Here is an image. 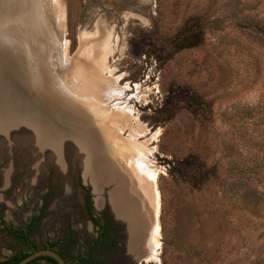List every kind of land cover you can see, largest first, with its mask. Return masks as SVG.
Masks as SVG:
<instances>
[{"label": "rangeland", "instance_id": "374dc122", "mask_svg": "<svg viewBox=\"0 0 264 264\" xmlns=\"http://www.w3.org/2000/svg\"><path fill=\"white\" fill-rule=\"evenodd\" d=\"M7 2L0 6V28L11 36L0 35V49L27 76L25 96L35 99L40 80L64 76L72 64L92 83L107 68L101 90L115 78L128 92L99 103L94 88L85 104L115 112L116 121L129 108V126L116 122L114 135L131 151L111 155L108 173L97 167L105 158L95 150L72 147L61 168L34 134L0 139V262L27 251L15 238L27 227L35 245L50 242L66 256L77 255L91 243L96 220L105 227L106 249L118 242L128 247L132 230L141 228L142 248L158 225L155 260H145L146 248L121 255L107 250L100 251V264L124 255L131 264H264V0ZM64 41L68 68L58 66L54 49L59 42L62 52ZM89 49L93 60L86 59ZM51 84L60 96L67 93ZM2 86V111L11 110L23 88L30 91ZM45 113L58 127L55 134L74 132L52 110ZM141 159L155 170L154 181L137 170ZM119 193L128 195V204Z\"/></svg>", "mask_w": 264, "mask_h": 264}, {"label": "bare ground", "instance_id": "6f19581e", "mask_svg": "<svg viewBox=\"0 0 264 264\" xmlns=\"http://www.w3.org/2000/svg\"><path fill=\"white\" fill-rule=\"evenodd\" d=\"M56 1H58V0H56ZM9 2H11V1H9ZM9 2H7V0H0V6H4L5 3H9ZM7 6H8V4H7ZM2 9L5 10L6 8H2ZM32 30L33 29L29 28L26 31L27 33H29V37H32L30 35L31 34L30 32ZM6 31H7L6 27L0 28V35H3L4 38L6 36H9V35H6L7 34ZM47 37L49 40V35ZM6 38H8V37H6ZM88 42H89V40H88ZM86 43H83V46H85ZM55 45L56 46L54 47V49L56 50L55 52L57 53L56 58H57L58 66L59 67L66 66L68 68V63H67L68 60H66V57H67L66 56V50L68 48V42L67 41L63 42L62 52L60 49L62 44H60L58 42ZM4 52H6L4 50V48L0 49V93L3 91L2 85L5 84V87L8 88V86L11 83L12 84L17 83V85L23 84L31 90V88L29 86L30 83L28 81L27 76H25L21 72V70L14 67L15 64L11 65L10 62H7L8 59H6V60L4 59V57H3V54H5ZM78 56H79V54H78ZM87 57L88 58H86V59H89V58H91V60L95 59V54H94V51L92 49L88 50ZM2 65H4V67H1ZM80 65H82V64H80ZM80 65H79V69L80 68L83 69V67L82 66L80 67ZM70 66H69L70 71L68 73L65 72L66 74L64 76L54 77L53 75H51L52 78L50 77L51 80L49 79L48 82H45L42 79L39 81L37 87H34V88L32 87L33 88L32 92L35 93V95L37 96L32 101L27 102L24 100L23 97H18V96L14 99L13 103L15 104V106L13 107V110H15L14 116L16 117V119H14L15 121H10V120H12L11 118H9L8 121H6L5 119L2 120V123H0V139L10 138L11 134H13V133L15 134V133H19V132H21L20 134H22L23 136H26V137H30V136L33 137L35 135L36 137L34 136V138L38 139V141H40L41 143H44V145H47V147L45 149H48L49 152H54L56 154L55 155L54 153H52L54 156H56L55 157L56 160L58 158V160H59L58 164H61V168L66 167V164H65V162L60 163V161L61 160L63 161L65 157L67 158L69 153L72 151V147L77 148L78 153L79 152L80 153H82V152L83 153H85V152L89 153L90 152V153L94 154L93 151L95 150L96 152H98L100 154V156L104 157L105 159L102 160L103 165L100 164L98 161L97 162L95 161L97 164L95 162H94V164H96L99 169H101V170L103 169L109 173L113 167V163L111 162V159H113V157H111V155H113L115 153L125 154V153H128L131 151L129 149V147H122L120 145V143H118L117 137L114 135L115 134L114 124L116 122H119L122 127H128L129 126V116L131 114L129 113V108H125V110H126L125 113H127L128 115L124 116L123 119L118 118V120L116 121L115 120V115H116L115 112L114 113L108 112L107 115H105L104 112H106V110L103 111L102 109L98 108L97 105H94V104H92L89 107L87 104H85L86 102H85L84 98L86 95H88L87 93L89 92V90H91V93L94 94V92H95L94 88H96L97 89L96 91H97L98 96H99L98 102L99 103H107V102H109V100L115 101V100L121 99L123 97V95L125 93H127L128 91H126L127 90L126 88H121L119 85H117L116 84L117 79H115V78L112 80H110V79L107 80V82L109 81L108 83L105 81L107 84V85L105 84L106 88L101 90L102 86L99 85L101 83L100 80H103V79H101V77H102L101 72L102 71L104 72L107 68L101 69L99 71V73L96 74L95 82L92 83V82L82 81V78H81L82 74L80 76H78L75 73L74 70H76L78 68L77 65L74 66L72 64ZM88 68H89V66H88ZM90 69L92 71L91 66H90ZM83 70H85V69H83ZM89 72L90 71H88V73ZM106 72L110 74L109 70H106ZM24 81L26 82L25 84H24ZM51 82L56 87L61 86V89L63 88L67 93H62V96H60V94H58V93H56V91H54L55 90L54 87L50 88V86H48L51 84ZM56 90H58V89L56 88ZM54 93H56L59 97L55 96ZM68 93L70 95L73 94V96H69ZM93 94H91V95H93ZM75 96L78 99H76ZM62 102H63V104H62ZM47 106H49L53 109L52 112H54L55 115L57 114L58 117H62L64 119V122H66L67 124H70L73 128H75L74 132L66 130L67 131V133H65L66 136L64 135L63 137H61L59 134H55L56 130H53L52 129L53 127L51 128V126H50L51 121H48L46 119V115L43 114V112H44L43 110L44 109L47 110ZM40 107H41V109H40ZM47 111H49V110H47ZM6 115H9V114H6ZM101 119L105 120V122L102 123V125H100ZM43 125L45 126L44 128H43ZM95 125H98V126L96 127ZM33 128H34V131H32ZM105 132H107L106 134H108V133L111 134V138L107 137L105 135ZM63 133H64V131H63ZM74 133H75V135H74ZM67 134H68V136H67ZM120 137H122V136H120ZM46 153H47V150H46ZM123 154H121L120 156H122ZM136 168L139 172H141L150 181L155 180V174H156L155 170L153 168L149 167V164H147L144 160H142V159L138 160L136 163ZM153 194H154L153 218L155 221V217L157 215V204H158L157 203V193L155 190H154ZM119 199L121 201H123V203H127V201H129L127 194L119 193ZM113 209L115 211V208H113ZM137 222L140 223V225H143L142 221H140L139 219L137 220ZM135 223H136V221H135ZM140 231H142V228ZM139 232L133 233V230H132V233H130L128 247H126L127 252L129 253L130 251H132V250L135 251L136 249H139L140 251H142V250H145V248H146V250H148L149 252H148V255L145 257V260L147 262L155 260L156 259V252H157L155 250L158 246V241H157V239H158V225L153 224V227L150 230L149 236L147 237V239H145L146 242H145V244L143 243L144 245L142 248H141L142 244H140V242L142 243L143 233H139ZM139 250H138V252H139Z\"/></svg>", "mask_w": 264, "mask_h": 264}, {"label": "flooded vegetation", "instance_id": "af4514ba", "mask_svg": "<svg viewBox=\"0 0 264 264\" xmlns=\"http://www.w3.org/2000/svg\"><path fill=\"white\" fill-rule=\"evenodd\" d=\"M12 35H13V33H12ZM9 36H11V34ZM92 223L96 228V233H95L94 237H92V241H91V243L88 244V247L84 248V250L77 255L71 254L70 256H66L65 248L59 249L55 245H52V243H50V242H44L41 246L35 245L30 240V229L28 230V227H27L25 230L18 232V233H15V238L21 242V244L26 248L27 251L21 253V255L13 256L8 261H1L0 263H10L11 264L14 259L20 258V256H22V255H25V257H27L31 253L38 251V250H43V249H48V250L52 251L53 253H55L57 256H59L61 258L63 264H100V260H101L100 251L107 252V250H109V251L115 252V254H116V252H118L120 255L125 254L127 252L126 244L124 246L120 242H118L117 247H115V248H108V249L101 248V242H102L101 240L103 239V237L105 235V233H104L105 227L98 225L99 223H97L96 220H92ZM19 233H21L22 235H20ZM123 239L125 240L127 238H123ZM67 249H71V248L69 247ZM72 249H73V247H72ZM124 256H125V258H121L119 256L117 259H113L112 263H109V264H124L126 262V258H127L126 255H124ZM25 257L20 259V261L23 260ZM45 258L51 259V258L46 257V256H40V257H36V258L30 260L26 264H56V262H54L52 259H51L52 260V262H51L50 260H47ZM20 261H18V262H20ZM125 264H131V263L126 262Z\"/></svg>", "mask_w": 264, "mask_h": 264}, {"label": "water", "instance_id": "95a60500", "mask_svg": "<svg viewBox=\"0 0 264 264\" xmlns=\"http://www.w3.org/2000/svg\"><path fill=\"white\" fill-rule=\"evenodd\" d=\"M18 89H19V87H18ZM23 90H24V88H23ZM15 92H17L16 89H15ZM19 92H21V91H19ZM29 93H31V90H30V91H29V90H24L22 93H20V95H21L20 97H23L25 101L30 102V101L33 100V98L30 97V96H28V97L25 96L26 94L28 95ZM32 95H33L34 98L37 97V96L35 95V93L33 94V92H32ZM54 95L57 96V97H59L56 93H54ZM8 102H10V99L8 100ZM10 103H11V102H10ZM4 104H5V103H4ZM11 106H12V104L10 105V107H11ZM14 106H15V104L13 103V107H14ZM13 107H11V110L4 109V110L2 111V109H0V110H1V111H0V118L2 119V117H3L4 115H6V114H10V117H13L14 114H15V110H13ZM47 110H49V112H50V110L53 111V109H52L51 107H49V106H47ZM47 110H45V109L43 110V111H44V112H43L44 115H46L45 111H47ZM10 117H9V118H10ZM46 119H47L48 121H52V119H50L48 115H46ZM51 124H52V123H51ZM44 127H45V126L43 125V128H44ZM52 127L55 128V129L58 128L57 126H55L54 123H53V125H51V128H52ZM56 127H57V128H56ZM40 256H46V257H49V258H51L54 262H56V264H63L61 258H60L59 256H57L55 253H53L52 251L48 250V249H43V250L35 251V252L31 253L30 255H28L27 257H25L23 260H21L20 262H18V263H16V264H26V263L29 262L30 260H32V259H34V258H36V257H40Z\"/></svg>", "mask_w": 264, "mask_h": 264}, {"label": "trees", "instance_id": "16d2710c", "mask_svg": "<svg viewBox=\"0 0 264 264\" xmlns=\"http://www.w3.org/2000/svg\"><path fill=\"white\" fill-rule=\"evenodd\" d=\"M185 28H186V26H184L183 28H181V30L177 33V35H181V34H183L184 31H185ZM28 230H29V227H28ZM19 234L22 235L21 233H19ZM23 257H25V255L20 256V258H16V259H14L13 262H12L11 264H15V263H17V262L20 261V259H22ZM45 259H47V258H45ZM47 260H50V261L52 262L51 259H47ZM0 264H10V263H0Z\"/></svg>", "mask_w": 264, "mask_h": 264}]
</instances>
